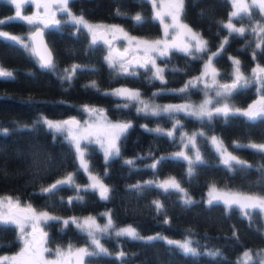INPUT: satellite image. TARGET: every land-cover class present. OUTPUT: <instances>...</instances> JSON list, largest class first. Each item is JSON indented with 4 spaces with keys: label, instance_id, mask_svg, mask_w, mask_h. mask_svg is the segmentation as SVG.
Instances as JSON below:
<instances>
[{
    "label": "trees",
    "instance_id": "16d2710c",
    "mask_svg": "<svg viewBox=\"0 0 264 264\" xmlns=\"http://www.w3.org/2000/svg\"><path fill=\"white\" fill-rule=\"evenodd\" d=\"M69 7L87 19L117 22L127 31L144 37H157L161 32L159 21L152 16L149 0H71ZM230 7L229 0H184L181 19L208 41L210 51L216 52L217 46L228 37V30L222 27V22L228 17ZM117 10L122 14L117 15ZM12 11L13 4L0 0V16ZM137 14L143 17L139 23L133 19ZM252 15L256 22L264 23L255 9ZM244 20L243 25L247 28V18ZM64 21L59 27L44 28L45 38L54 55V69L42 68L31 47L25 48L0 38V68L11 69L13 73L12 78L0 77V130H7L6 134L0 131V194H9L22 203L29 201L34 207L46 209L62 219L107 208L115 225L128 223L139 234L189 235L193 247L202 253L198 256L185 254L165 239L130 240L116 237L112 232L102 240L113 255L87 257L92 264H121L115 257L121 250L128 254L125 257L127 264H241L239 256L244 250H264V215L253 211L251 219L243 218L238 210L229 212L223 204L209 206L205 200L206 191L213 185L245 194H264V172L259 169L264 165V155L249 148L234 147L235 143L264 140V122L249 121L240 115L214 116L211 121H202L180 112L174 117L182 128L177 127L173 137L147 131L144 126L148 129L159 127L167 132L173 128L175 120L168 114L152 116L138 113L136 102H131L127 108H118L117 104L126 101L104 95L108 92L105 90L125 85L138 90L142 99L150 104L161 107L173 103H196L202 97L203 84L190 87L186 93L173 90L183 88L198 74L204 59H193L177 51L168 57H159L166 83L151 79L152 72L141 67L130 69L137 75H118L105 59L106 47L109 46L92 44L86 29L77 31V26ZM1 26L14 32H24L28 24L16 19ZM259 35L249 31L244 37H228L229 43L224 46V51L213 60L220 73L219 83H231V55H236L241 61V70L246 76L251 74L257 63L264 66V57L255 49ZM254 49L257 52L255 59L252 56ZM73 65L81 67L70 81L63 79L64 69ZM93 81L99 91L86 87ZM257 89L256 84L241 89L228 99L229 105L246 110L264 95ZM85 106L103 109L111 118L131 122L132 127L120 138V155L107 162L95 143L87 146L89 166L110 189L109 199H100L98 192L81 191L83 202L73 199L68 203L77 195L72 188L61 189L54 195H43L40 189L69 173L75 174V182L78 183H84L87 175L82 170L78 171L72 145L61 134L37 125L36 121L41 115L81 118L85 115ZM24 125L28 127L24 128ZM199 132L204 135L197 136L196 147L204 163L196 164L194 172L189 175L188 162L175 158L171 151L181 148L182 133ZM212 136L223 141L229 152L253 167H237L231 171L226 168L209 140ZM126 160H133L134 165L126 164ZM157 160L160 163L155 168L149 167ZM172 177L195 198V203L185 206L181 193L174 190L166 193L147 184L148 181L162 183ZM136 184L142 188H132ZM153 201H159L163 209L157 211ZM43 228L48 233L47 243L50 245L88 240L87 233L71 223L64 227L61 221H49L43 223ZM20 247L15 229L0 231V251H17ZM217 250L222 253L219 257L203 254Z\"/></svg>",
    "mask_w": 264,
    "mask_h": 264
},
{
    "label": "snow or ice",
    "instance_id": "6c2138e0",
    "mask_svg": "<svg viewBox=\"0 0 264 264\" xmlns=\"http://www.w3.org/2000/svg\"><path fill=\"white\" fill-rule=\"evenodd\" d=\"M10 3L15 5V16L9 18L7 21L0 20V25L5 23H11L12 21L19 19L26 22L28 25H42L43 27H37L33 32L30 39L35 43L38 38L43 35V28L59 27L61 20L56 18V12L66 13L65 23L77 26V31L86 29L91 35L92 44H96L102 40L109 46L108 55L105 57L109 66L117 70L118 75H137L135 71H130L133 64L141 68L148 69L152 72L151 79L159 80L161 83H166L164 79V68L157 66V57H168L171 52L177 51L183 53L185 56L193 59H204L203 71L200 76L195 77L193 80H189L187 84L181 89L173 90L179 93L188 92L190 87H196L197 84H203L205 89L214 88L215 97L222 98L217 100L216 104H213L211 98H206L201 104L194 106L191 104L180 105H166L159 106L150 104L146 100L142 99L141 93L138 90L129 88H118L111 92H105L104 95H111L121 98L126 101L123 104H117V107L127 108L131 102H136L139 107L136 108L138 113L144 115L160 116L162 114H168L170 118L175 120L174 114L183 112L185 115L196 117L200 120L207 119L211 121L214 116H221L227 118L229 116L240 115L246 117L249 121L260 120L264 122V95L254 104L250 105L246 110L231 107L228 103V99L233 96L234 93L239 92L241 89H247L251 85H258V91L264 92V66L257 63L256 67L251 70V74L246 76L241 70V61L235 57L230 58L232 60V73L230 75L231 83L221 84L218 82L217 77L220 75L219 71L214 67L213 60L221 55L224 51V46L229 43L228 37L233 35L237 37H244L246 32H252L254 35L260 34L257 42L255 43V49L259 50V54L264 57V23L256 22V18L252 15V10L255 9L261 20H264V0H231V11L227 22H222V27L228 30V37H225L222 42L217 46L218 51L211 52L209 49L208 41L205 40L198 32L194 31L187 24L182 23L181 16L184 10V0H167L159 8L156 0H151L152 6L155 11L154 18L159 20L163 25L164 38L149 41L141 40L137 37L129 36L125 30L117 25H103V24H91L83 15L74 14L69 4L71 0H9ZM24 4H34L37 11L33 15H22L21 7ZM42 9L43 11H40ZM122 13L117 10V15ZM165 17L170 18V23H165ZM247 18L248 27H237L234 20L244 24V18ZM133 19L139 23L143 17L137 14ZM169 29L173 30L174 35L169 39ZM111 36V40L107 37ZM0 38L14 41L21 44L25 48H29L30 45L25 44L24 39L17 36H10L7 32H0ZM123 39L127 41V46L122 52L116 50L112 46V40ZM249 43H252L249 41ZM253 50L252 56L255 59L257 52ZM31 51L39 56L40 66L46 69H54V58L50 50L46 47L43 51L40 50V46L31 47ZM130 53H142V56L130 55ZM200 54V55H197ZM80 65H73L70 69H64L65 75L63 79L71 80L76 74V71L80 68ZM176 71V69H173ZM0 77L12 78L13 73L3 68H0ZM210 81V82H209ZM86 87L98 89L95 81ZM154 93L153 95H158ZM85 111L90 114L100 116L104 122L98 125L85 124L83 128L80 126V121L75 118L69 120H51L47 117H41L36 121L37 125H43L54 133H62L64 137L72 144L76 160L78 161V171L82 170L88 174L90 183L81 187L75 182V174L69 173L61 179L56 180L54 183L47 187L40 189L41 194H55L59 190L64 188H72L76 191L77 195L74 198H70L68 203H72L73 199L83 202L84 197L79 193L83 192H98L100 199L108 200L110 189L103 183V181L96 175H93L90 171L89 161L87 159V146L88 144H98L103 150L105 161L120 155L119 141L120 138L132 127L131 122H116L112 123L106 120L103 116V109L90 108L85 106ZM35 126V125H33ZM27 128L28 125H24ZM147 131H154L156 133H162L169 137H173L177 127H181L179 120H175L173 128L167 132L157 127L155 129H148ZM4 131L5 134L7 130ZM203 132L193 133L188 135L182 133L180 140L183 142V148L194 150V155L189 156L185 151L174 153L175 158L183 159L188 162V174L192 175L194 172V166L196 164H203L204 160L200 154L199 149L196 147L197 136H203ZM209 140L215 151L219 154L220 162L228 168L230 171L235 170L237 167L241 169L252 168L253 165L248 164L246 161L241 160L236 155H233L224 146L223 141L217 137H209ZM236 149L249 148L264 155V143L261 144H239L235 143ZM163 159V158H161ZM126 164L134 165L133 160H126ZM160 161L157 160L149 167L155 168ZM259 169L264 172V165H260ZM147 184L154 185L157 188L162 189L164 192L174 190L181 193V200L185 206L195 203L191 196L180 186V183L175 177L169 178L162 183H154L148 181ZM134 189H141L142 185H133ZM264 191V190H262ZM157 211L163 209V205L159 201H153ZM207 204L212 206L213 204H223L227 211L231 212L234 209L238 210L243 218L251 219L253 211H258V214L264 215V194H245L242 192H222L213 185L208 193ZM102 215L107 216V223L102 227L96 221L95 217H87L83 220H78L76 217L69 219H62L61 217L51 215L47 211L38 212L31 204L21 205L18 198L11 196L0 198V231H7L15 229L17 239L21 243L20 251L12 256H0V264H85L87 257L94 256H110L113 255L105 248L100 239L97 237V233L100 234H112L116 237H127L130 240H144L135 228L128 226L123 228H116L111 213H104ZM49 221H61L64 227H67L70 223L74 224L78 229L87 233L91 239V245L94 246L92 251H89L88 247L73 248L69 245L67 249L56 248L52 250L47 247L48 233L41 227L42 223ZM168 221H165L167 223ZM235 236L236 233L234 232ZM164 239L163 237H148L147 240ZM168 244L176 245L185 254L193 256L201 255L195 247L192 246V241L186 239L184 241L168 240ZM51 253L54 258H46V254ZM210 257H219L221 252L209 251L203 253ZM128 254L123 250L115 254L117 260L121 261V264H127L125 257ZM241 264H264V250L253 251L248 250L243 253L241 257Z\"/></svg>",
    "mask_w": 264,
    "mask_h": 264
},
{
    "label": "rangeland",
    "instance_id": "374dc122",
    "mask_svg": "<svg viewBox=\"0 0 264 264\" xmlns=\"http://www.w3.org/2000/svg\"><path fill=\"white\" fill-rule=\"evenodd\" d=\"M6 1H8L9 2V0H6ZM150 1V3H151V0H149ZM230 1V3H231V0H229ZM167 2V0H156V3H157V6H158V8L162 5V4H164V3H166ZM248 2L249 3H251V0H248ZM12 4V3H11ZM151 5H152V3H151ZM23 7H24V12H23V10H22V7H21V14L22 15H29V14H34L36 11H37V9L35 8V5L34 4H24V5H22ZM157 9H154L153 8V6H152V16L154 17L155 16V11H156ZM15 11H16V9H15V5L13 4V11L12 12H10L9 14H5V15H2V16H0V20H3V21H5V20H9V18H11V17H14L15 16ZM41 11H43V10H41ZM72 11V10H71ZM231 11H233V8H232V6L230 7V10H229V13H228V17L224 20V22H227V20L229 19V16H230V13H231ZM25 12H27V14H25ZM74 14H76V15H81V14H78V13H75L74 11H72ZM56 18L57 19H59V20H61V21H63V20H65L66 19V13H63V12H56ZM85 18V17H84ZM89 23H91V24H103V25H117V26H119V27H121V28H123L120 24H118L117 22L115 23V22H109V21H105V20H93V19H87V18H85ZM159 21V20H158ZM181 21H182V23H184V21L181 19ZM164 22L165 23H170L171 21H170V18H168V17H165V20H164ZM159 23H160V21H159ZM234 23H236V26L237 27H240V26H244L243 24H241V23H238V22H236L235 20H234ZM184 24H186V23H184ZM42 26V25H41ZM160 26H161V32H160V34L157 36V37H144V36H141V35H137V34H134V33H131V32H129V31H127L126 29H124L125 30V32H127L128 34H129V36H132V37H137V38H139V39H141V40H149V41H154V40H158V39H162V38H164V29H163V25L160 23ZM43 27V26H42ZM190 27V26H189ZM245 27V26H244ZM33 28H32V25H28L27 26V30L26 31H24V32H14V31H11V30H8L7 28H5V27H3V26H1L0 25V32H7L10 36H17V37H21V38H23L24 39V42H25V44H28V45H30V47H31V43H30V32H31V30H32ZM193 29V28H192ZM194 31H196V32H198L197 30H195V29H193ZM199 33V32H198ZM200 34V33H199ZM174 35V33H173V30L172 29H169V39H171L172 38V36ZM201 35V34H200ZM91 36V35H90ZM202 36V35H201ZM110 38H111V36H109ZM203 37V36H202ZM204 38V37H203ZM92 39V38H91ZM112 39V38H111ZM205 39V38H204ZM113 41V43H114V45H115V47L116 48H119V49H122V50H124V48L127 46V41H125V40H123V39H115V40H112ZM108 52H109V47H106V52H105V57L108 55ZM211 52H214V51H211ZM130 55H137L138 57L139 56H142L143 54L142 53H130ZM232 57H235V58H237L238 59V57L236 56V55H231V58ZM158 58L159 57H157V59H156V64H157V66H159V67H161V68H163V65H162V63L161 62H159L158 61ZM206 57L204 58V63L206 62ZM107 61V60H106ZM204 63H203V68H204ZM213 65H214V67L216 68V66H215V64L213 63ZM135 67H139V66H137L136 64H133V66L131 67V68H135ZM203 68H202V70L198 73V74H196L193 78H191L190 80H193L195 77H197V76H200V74H201V72L203 71ZM217 69V68H216ZM5 70H7V71H10V72H12L11 71V69H5ZM233 70V69H232ZM217 80H218V77H217ZM210 82V81H209ZM128 88V86H125V85H115V86H112V87H110V88H108V89H106L105 91H108V92H111L112 90H114V89H118V88ZM130 89V88H129ZM203 94H202V97H201V99L199 100V101H197L196 103H176V104H171V105H180V104H191V105H194V106H197V105H199V104H201L206 98H211L213 101H217V99L219 98V97H215V95H214V93H215V89L214 88H208V89H205L204 88V85H203ZM216 101H215V104H216ZM221 102H222V98H221ZM167 105H170V104H167ZM166 106V105H165ZM103 116L104 117H106V120L107 121H110V122H112V123H116V122H129V121H126V120H122V119H114V118H111L110 116H108L105 112H103ZM41 117H47L48 119H51V120H57V121H60V120H64V118L63 117H50V116H46V115H41ZM104 122V120H102L101 119V117L100 116H97V115H94V114H90V113H88L87 111H85V115L83 116V117H81L80 118V126H81V128H83V126L85 125V124H92V125H98V124H102ZM59 134H61V136L63 137V138H65L64 137V135L62 134V133H59ZM188 135H192V134H188ZM66 139V138H65ZM219 139V138H218ZM67 140V139H66ZM220 140V139H219ZM68 141V140H67ZM69 142V141H68ZM70 143V142H69ZM241 144H251V143H255V144H261V143H264V140H262V141H245V142H240ZM71 144V143H70ZM72 145V144H71ZM97 146H98V148L101 150V152H102V155H103V157H104V153H103V150L100 148V146L98 145V144H96ZM73 147V146H72ZM180 151H185L189 156H193L194 155V150H190V149H185V148H183V142L181 141V148L180 149H178V150H174V151H171V155H173L174 153H177V152H180ZM105 158V157H104ZM88 159V158H87ZM90 171L92 172V174L93 175H96V176H98L102 181H103V179H102V177L96 172V171H94V170H92L91 168H90ZM86 175H87V179H86V181L84 182V183H78V182H76V184H78V185H80L82 188L83 187H85V186H87L89 183H90V180H89V178H88V174L86 173ZM103 183H104V181H103ZM210 189H211V187L206 191V193H205V200L207 201L208 200V193H209V191H210ZM218 190H220V191H222V192H237V191H232V190H225V189H219V188H217ZM190 196H191V198H192V200L193 199H195L190 193H188ZM182 195V194H181ZM8 196H11V195H9V194H3V195H1L0 194V198H3V197H8ZM11 197H13V196H11ZM13 198H15V197H13ZM21 202V201H20ZM24 204H31L29 201H26L25 203H22L21 202V205H24ZM32 205V204H31ZM33 206V205H32ZM34 207V206H33ZM38 212H40V211H47L46 209H39V208H36V207H34ZM47 212H49V211H47ZM51 215H54V214H52L51 212H49ZM104 213H109V209H103L102 211H100V212H96V213H86V214H81V215H70V216H68V217H66L65 219H68V218H71V217H76L78 220H83L84 218H87V217H89V216H91V217H95L96 218V221H97V223L99 224V225H101L102 227L107 223V216H105V215H102V214H104ZM128 226H131L130 224H128V223H123V224H118V225H116V228H123V227H128ZM41 227L43 228V223L41 224ZM132 227V226H131ZM43 230H44V228H43ZM45 231V230H44ZM107 234V233H106ZM106 234H100V233H97V237L100 239V242H101V244L105 247V248H107L108 249V251L110 252V250H109V248L106 246V244L104 243V241L102 240V237L103 236H105ZM139 234V233H138ZM141 237H144L145 239H147L148 237H156V236H159V237H163L166 241H168V240H173V241H184V240H186V239H190L191 240V238H190V236L189 235H187V236H185V237H174V236H167V235H163L162 234V236L160 235V233L159 232H152V233H149V234H139ZM192 236V235H191ZM87 238H88V240L86 241V242H80V243H74V242H66V243H64V244H57V245H50V244H48L47 243V247L48 248H50V249H52V250H55L56 248H61V249H67L68 248V246L69 245H71V246H73V248H81V247H88L89 248V251H92L93 250V248H94V246H92L91 245V239H90V237H88V235H87ZM193 246V245H192ZM21 248V247H20ZM20 248L17 250V251H5V250H2V251H0V256H12V255H15V254H17L19 251H20ZM248 250H250V249H247V250H244L241 254H240V256H239V260L241 261V257L243 256V253L245 252V251H248ZM261 250H263V249H261ZM257 251H259V250H257ZM46 258H48V259H53L54 258V256L51 254V253H47L46 254ZM85 264H92V263H90V262H88L87 261V259L85 260Z\"/></svg>",
    "mask_w": 264,
    "mask_h": 264
},
{
    "label": "water",
    "instance_id": "95a60500",
    "mask_svg": "<svg viewBox=\"0 0 264 264\" xmlns=\"http://www.w3.org/2000/svg\"><path fill=\"white\" fill-rule=\"evenodd\" d=\"M37 27H42V26H40V25H39V26H35V27L31 30V32H30V37L32 36L33 32L36 30ZM107 38L111 40L110 37H107ZM30 43H31V47H35V46L39 45L41 51H43V48L46 47L48 50L51 51L52 56H53V58H54V55H53L52 49H51V47L49 46V44H48V42H47V40H46V38H45L44 28H43V35H42V37L38 38L37 41H36L35 43L30 39ZM97 43H101V44H104V45L108 46V45L105 44L102 40L98 41ZM114 49L119 50L120 52L123 51L122 49H119V48H116V47H114ZM33 55H34V56L37 58V60L39 61V56L36 55V54H34V53H33ZM39 63H40V62H39ZM72 118H75L76 120L80 121V118H77V117H75V116H68V117H65L64 120H69V119H72ZM50 185H51V184H50Z\"/></svg>",
    "mask_w": 264,
    "mask_h": 264
},
{
    "label": "flooded vegetation",
    "instance_id": "af4514ba",
    "mask_svg": "<svg viewBox=\"0 0 264 264\" xmlns=\"http://www.w3.org/2000/svg\"><path fill=\"white\" fill-rule=\"evenodd\" d=\"M22 10H23V12H24V7L22 6ZM42 9H40V11H41ZM25 14H27V12H25ZM29 15H33V14H29ZM35 26H37V25H32V28H34ZM41 26V25H40ZM112 46L113 47H115V45H114V43H113V41H112Z\"/></svg>",
    "mask_w": 264,
    "mask_h": 264
}]
</instances>
